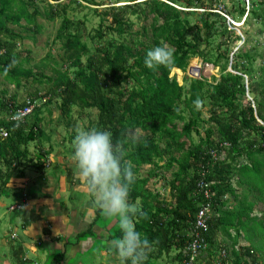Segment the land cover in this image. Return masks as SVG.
Masks as SVG:
<instances>
[{"label": "trees", "instance_id": "16d2710c", "mask_svg": "<svg viewBox=\"0 0 264 264\" xmlns=\"http://www.w3.org/2000/svg\"><path fill=\"white\" fill-rule=\"evenodd\" d=\"M81 1L94 5L87 0H0V76L6 83L19 88L23 80L32 78L40 83L43 78L41 74L36 78L32 68L23 67L27 59L21 60L18 48L25 36L11 29L36 33L40 29L38 17L49 22L61 20L54 40L61 43L66 64L63 70L51 69L54 76L47 78L49 87L41 97L34 95L16 104L15 96L8 100L3 93L0 96V111L4 113L0 132L6 134L0 137V197H15L6 213L28 208L23 194L24 172L35 169L43 174L51 165L50 135L56 130L47 135L40 115L44 107L57 101L59 120L71 131L70 142L76 132V121L71 120L73 108L79 113L87 111L88 116L95 111L86 128H108L114 140L126 142L135 173L130 203L147 213L146 218L135 220L136 229L151 242L147 264H263L257 257L264 253V127L256 117L264 122V66L254 71L255 54L250 51L229 56L228 41L221 42L228 35V22L214 6L219 0H141L111 6L103 13L111 25L103 31L100 21L89 33L84 22L66 17L70 5L82 7ZM247 1V7L235 4L229 13L224 9L225 15L237 14L244 22L252 19L264 30V0ZM184 9L198 10L194 21L182 16ZM130 17L147 22L141 28L147 41H125ZM234 38L236 43L240 40ZM157 45L170 46L173 60L148 68L144 57ZM192 59L218 68L219 77H212V82L185 77L188 85H178L170 78L172 69L185 72ZM231 59L245 61V65L232 74L226 71ZM244 77L258 81L256 97L250 102L244 99ZM44 98V107L36 105L29 115L14 118L28 102ZM196 99L202 101L199 107L193 103ZM198 130L203 137L194 142L192 133ZM133 132L139 140L127 142ZM221 154L225 155L223 160L214 158ZM234 178L236 186L246 185L240 195L232 187ZM164 189L169 199L163 195ZM203 207L207 209L198 219ZM95 208V215L103 217ZM254 210L257 214L262 210V215H253ZM109 220L118 223L114 217ZM199 221L203 228L197 225ZM90 225L95 226V220ZM91 226L87 231L75 230L77 243L86 234L90 243L95 235ZM49 232L48 227L43 229L44 236ZM113 233H109V240L119 238V224ZM241 235L242 245L238 241ZM61 245L66 247L67 243ZM11 253V264H30L19 247H13ZM64 256V249L56 250L48 256L47 264H63Z\"/></svg>", "mask_w": 264, "mask_h": 264}, {"label": "rangeland", "instance_id": "374dc122", "mask_svg": "<svg viewBox=\"0 0 264 264\" xmlns=\"http://www.w3.org/2000/svg\"><path fill=\"white\" fill-rule=\"evenodd\" d=\"M63 1V0H62ZM68 0H64L67 2ZM91 1L94 5L87 4L85 2H80L82 7H77L75 4H71V9L67 11L66 17L68 19H75L84 22V27L86 31L92 32L98 28L100 21L102 23L103 31H105V27L111 25V20L103 17L104 10L108 7H117L124 4H135L138 2H142L141 0H134L132 2H127L128 0H87ZM206 3H209V0H205ZM247 0H219L215 2L214 6L217 10L216 12L226 17L228 22V35L226 38L221 39V42L227 43L228 47L231 49L232 54L242 51H250V54H255L254 61V71L258 72L259 68L264 66V30L261 29L258 22L253 21L252 19L246 20L244 22V17L238 18L237 14L234 16L230 14L224 13V9H226L229 13L230 10H233L235 4L240 6L247 7ZM51 3V2H50ZM40 11H42V4H37ZM182 9V8H180ZM197 11L195 9H184L182 12L183 17H187L189 20L194 21L195 15H197ZM200 11V9H199ZM227 13V12H226ZM60 19H56L53 22L46 21L43 17L37 18V23L40 27L39 31L36 33L24 32L21 31L18 27H11L15 32L21 33L25 36L24 41L20 44L18 51L20 53L21 60L27 59V61L23 64L24 68H32L33 73L36 78H39L41 74L43 78H40V83L35 82L32 78H29L26 81L21 82V86L19 88H15L12 85L6 83L3 78L0 76V96L2 93L4 94V99L8 100L11 96H15L14 102L22 103L29 101L34 95H45L49 84L47 83V78L54 76L51 69H64L65 68V59L64 53L61 48V43L59 41L54 40L56 31L60 25ZM131 27L126 30V35L124 36L125 41L136 40L145 42L147 41V36L143 37L142 26L147 25V22H144L134 17H130ZM112 34V33H111ZM239 37L240 40L236 43L234 37ZM112 37H115L112 34ZM84 60V57L82 58ZM209 65V64H207ZM245 65V61L238 60H230L226 71L230 73H234L236 69H242ZM46 66V67H45ZM194 68V71L192 70ZM177 70V69H176ZM236 72V71H235ZM193 74V75H192ZM197 74L199 78L202 75L206 76V79L210 77H214L213 79H217L219 77V69L215 67L206 66L199 59H192L188 62V66L185 72L179 70V73L172 69L170 78H174L178 85H188V81L185 80V77L197 80ZM244 88L245 94L244 99L245 102L254 100L256 97V93L258 91L257 88V78L251 81L250 77H244ZM212 82V81H211ZM128 87L125 86V89ZM35 100V99H34ZM244 102V103H245ZM44 104H40L39 106H43ZM58 102L54 101L50 105L44 107L42 109L40 119L42 120V126L47 135L50 134L51 131H55L56 134L50 135V142L53 145V157L49 160L51 161V165L45 169L44 175L41 174L38 170H27L24 172L23 182L25 184L30 185V183L35 181L36 189H25L23 193L26 195L28 193L37 192V196L47 197V200L52 201L51 208L46 207L45 205H41L37 208L40 213L45 216V218H51L52 222L55 218L60 221L59 223H63L64 226H67L70 229V233L67 235L59 236V243H67V241H71L74 246H66L64 259L66 260V264H75L76 262H81L83 264H119V257L111 252L110 245L105 244L108 241L109 233L114 234L113 231L118 228V223L113 222L110 223L109 217H97L95 215V198L88 191L86 185L80 186L79 184H73V178L76 175V163L73 159V155L71 150L73 149V143L69 141V133L71 132L69 129L67 130L64 127V123L59 120V111L57 109ZM49 110V113L47 112ZM207 108H205L202 117L205 119L207 117ZM89 116L87 115V111L79 113L77 108L72 109L71 120L75 119V128H86L89 125V120L93 119L95 116V111H90ZM4 116V113L0 111V118ZM256 121L259 125L264 127V122H261L256 118ZM75 135V134H74ZM203 137L202 131L198 130V133H192V139L194 142H197L199 138ZM47 149V145L44 146ZM32 152V157L34 156L35 149L32 144L29 147ZM62 154V155H60ZM60 155V156H59ZM225 155L221 154L219 156H215V159L218 161L223 160ZM148 167L142 168V173H145ZM264 173V171H263ZM45 176L48 179L47 187L43 188V182L41 177ZM236 179V178H234ZM10 186V185H9ZM233 189H235L237 195H240L242 189H246V185L236 186L235 180H233L232 184ZM264 188V187H263ZM52 194L53 199L50 195L44 194ZM163 195L166 199H169L168 194L165 193V189L163 190ZM7 194L0 197V216L7 215L8 207L13 205L15 202V197L10 196L6 197ZM255 196V195H254ZM251 199V195H249ZM55 203V204H54ZM230 203L232 200L230 199ZM58 204V205H56ZM63 207V209H62ZM30 209L26 208L21 213H14V215L24 214L27 215ZM65 211H68V215H65ZM72 211H76V216L80 214V217L84 214V219H92L95 220V228L96 234L93 235L90 240L89 250L83 254L86 256H82L81 251L78 250L79 246L76 242V237L73 235L75 230H77V226L75 229L74 226V216H72ZM264 211V210H263ZM260 215L261 212L258 211ZM257 212L254 215H258ZM104 227V228H103ZM80 229V226H78ZM2 230L5 233L7 231L6 226H2ZM20 230V229H19ZM100 231H105L106 235H100ZM79 232H82L81 229ZM58 233V231H57ZM90 235L86 234V238H80L79 244L82 241H88ZM114 239L112 238L111 241ZM240 244H244L243 236L239 237ZM76 244V245H75ZM230 246V243L227 244ZM112 248V247H111ZM80 249V248H79ZM39 257L46 256L40 252H37ZM106 255V256H103ZM118 257V259H117ZM117 259V260H116ZM8 260V264H11L10 259ZM76 260V262H75ZM78 260V261H77ZM115 261V262H114ZM258 263L264 264V253H258L257 257ZM229 262H227L228 264ZM157 264H172L168 261H158Z\"/></svg>", "mask_w": 264, "mask_h": 264}, {"label": "clouds", "instance_id": "9594fccd", "mask_svg": "<svg viewBox=\"0 0 264 264\" xmlns=\"http://www.w3.org/2000/svg\"><path fill=\"white\" fill-rule=\"evenodd\" d=\"M173 57L170 46L157 45L147 50L144 64L155 68L170 64ZM197 77V80L211 82V77L206 79L202 75L199 78L198 74ZM193 103L199 107L202 101L196 99ZM138 140L134 132L127 137L130 143ZM73 149L77 177L85 183L103 214L118 221L120 236L111 242V247L119 257V264H147L151 242L135 227L137 217L146 218L147 213L130 203L135 173L134 165L128 159L126 142L114 140L112 131L105 127L77 128ZM15 236L11 235V239Z\"/></svg>", "mask_w": 264, "mask_h": 264}, {"label": "crops", "instance_id": "0c3cea01", "mask_svg": "<svg viewBox=\"0 0 264 264\" xmlns=\"http://www.w3.org/2000/svg\"><path fill=\"white\" fill-rule=\"evenodd\" d=\"M235 180V179H234ZM43 182V188H49L47 187L48 179L45 178L42 179ZM72 183L79 184L80 186L85 185V183L75 176L73 178ZM36 189L35 186V181L33 178V181L30 183V185L25 184L24 189ZM24 194V193H23ZM48 193L44 194L47 195ZM25 195V194H24ZM37 192L35 193H28L25 195V198H27V204L28 208H30V211L27 213L29 217L27 218L26 215L24 214H19V215H14V213H7V215H1L0 216V264H8V258H11V249L13 247H19L21 250V253L23 257L28 261L30 264H47L49 262L48 256L52 254V252L59 250L61 251L62 249H66V247H62L61 243H59V236H57V231L60 232L63 235L65 234L64 232H69L70 229L67 226H64L63 223H59L57 218H55L52 222L51 218H45L42 213L37 210L38 207L41 205H45L48 208H51L52 206V201L47 200V197H42V196H37ZM52 197V194H48ZM55 204V203H54ZM58 205V204H56ZM59 206V205H58ZM60 207V206H59ZM63 209V207H62ZM256 211L254 210L253 215ZM16 213H21L20 211L15 212ZM76 211H72V216L74 218V226L76 229L80 231H87V228L91 226L90 224L92 223V219H84V214L82 217H80V214L76 216ZM65 215H68V211H65ZM105 216V215H104ZM107 217V216H105ZM2 226L7 227V231L4 233L2 230ZM80 226V229L78 228ZM49 228V233L44 236L43 235V229ZM92 232L96 234V228L95 226H91ZM20 229V230H19ZM16 235V241L11 240L10 237L11 235ZM75 236V232L73 234ZM100 235H106L105 231H100ZM111 240L105 242L107 245L111 246ZM79 248L78 250L81 251V254L85 253L89 247L90 243L83 241L81 244L77 243ZM67 245L74 246L71 241L67 242ZM76 245V244H75ZM12 247V248H11ZM37 252H40L41 256L44 254L46 258L44 259L43 257H39V254ZM66 252V251H65ZM106 256V255H103ZM66 260L63 259V264H66L64 262ZM17 264H21L18 262Z\"/></svg>", "mask_w": 264, "mask_h": 264}, {"label": "built area", "instance_id": "2783aa9c", "mask_svg": "<svg viewBox=\"0 0 264 264\" xmlns=\"http://www.w3.org/2000/svg\"><path fill=\"white\" fill-rule=\"evenodd\" d=\"M228 20V19H227ZM229 22V20H228ZM46 101V99H41V101H37V100H34L32 103H27L28 105L21 111L18 112V115L16 116L15 115V119L17 118H23L25 117L26 115H29L33 109L35 108L36 105H40V104H44V102ZM5 133L3 131L0 132V137H5ZM207 209V207H203L199 213H198V219H201L203 214H204V211ZM197 225L201 228H203V223H201V221L197 222Z\"/></svg>", "mask_w": 264, "mask_h": 264}]
</instances>
